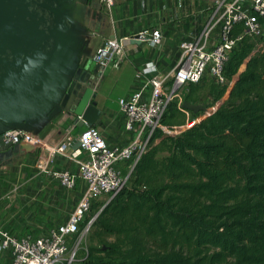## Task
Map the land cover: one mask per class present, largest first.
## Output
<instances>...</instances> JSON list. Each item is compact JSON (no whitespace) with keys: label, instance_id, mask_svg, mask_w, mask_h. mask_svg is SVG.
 I'll return each mask as SVG.
<instances>
[{"label":"trees","instance_id":"trees-1","mask_svg":"<svg viewBox=\"0 0 264 264\" xmlns=\"http://www.w3.org/2000/svg\"><path fill=\"white\" fill-rule=\"evenodd\" d=\"M259 21L260 37L228 55L219 104L188 111L192 124L173 135L184 108L169 103L128 174L132 188L91 203L88 212L100 206L91 223L99 247L71 264H264V16ZM195 85L185 100H194Z\"/></svg>","mask_w":264,"mask_h":264},{"label":"built area","instance_id":"built-area-1","mask_svg":"<svg viewBox=\"0 0 264 264\" xmlns=\"http://www.w3.org/2000/svg\"><path fill=\"white\" fill-rule=\"evenodd\" d=\"M117 1L98 0V3L109 10ZM263 16L264 0H211L200 32L189 40L177 42L174 65L160 71L150 62L144 63L135 72V89L116 99L122 120L121 141H110L97 126L81 127L76 134L75 148H71L69 138L51 146L39 136L22 130L5 131L3 135L10 144L23 142L32 146V150H44L42 165L56 154H65L75 163L76 171L55 169L50 171V177L66 190H73L76 181L80 183V190L64 218L41 234L12 235L0 229V250L8 251V264H71L76 259L81 237L95 217L86 219L92 201L98 199L105 204L125 186L128 174L123 176L118 165L127 162L130 173L159 126L167 105L174 102L182 107V102H175L176 98L186 93L191 84L198 83L204 73L218 84L225 83L223 68L230 51L244 38L255 41L260 37L259 19ZM124 39L113 35L102 42L96 52L100 65L118 66L124 54ZM135 39L153 46L160 43L161 35L157 29L149 33L138 31ZM93 83L94 80L90 85L92 90ZM81 153L85 155L84 160L78 159Z\"/></svg>","mask_w":264,"mask_h":264},{"label":"crops","instance_id":"crops-1","mask_svg":"<svg viewBox=\"0 0 264 264\" xmlns=\"http://www.w3.org/2000/svg\"><path fill=\"white\" fill-rule=\"evenodd\" d=\"M210 4L211 0H119L106 10L98 3V0L96 4L83 3L89 10L86 29L89 32L88 38L99 39L95 51L108 37L113 35L125 37L122 41L124 54L118 66L103 65L98 79L103 75L104 80L108 76H114L111 93L118 88L114 96L116 99L125 97L135 89V72L144 63L150 62L160 71L171 68L178 56L177 42L180 39L189 40L200 32ZM101 7L105 9L104 13ZM152 29H157L161 35L159 44L152 46L135 39L136 32L149 33ZM98 79L94 78L93 83V100L100 110L101 124L97 127L110 141H121L123 139L122 120L116 102L109 106L95 98ZM73 119L74 116L65 117L61 111L59 115L43 121L36 127L35 134H41L38 136L51 146L69 138L71 148H75L78 130L73 125ZM45 156L44 150L30 149L14 156L0 167V229L12 235L23 233L38 235L45 229L43 208L47 207L48 211L54 212L60 209L61 203L65 204L66 211L71 206L74 195L72 192L70 195L69 190H64L56 180L52 179L50 171L67 169L75 172V163L65 154H56L49 163L42 165ZM84 158L83 153L78 156L79 160ZM13 168H24L29 173L25 175L27 179L22 183L10 185L9 188L7 187L9 186L7 171ZM33 170L35 172H32ZM40 173L42 175H39ZM33 177L36 179L34 184L29 182ZM25 197L34 200L35 204L32 201L31 204L34 205V209L39 208L38 214L41 217H28L27 213L21 214L25 207L21 206L19 200ZM8 262V251L0 250V264H8Z\"/></svg>","mask_w":264,"mask_h":264},{"label":"water","instance_id":"water-1","mask_svg":"<svg viewBox=\"0 0 264 264\" xmlns=\"http://www.w3.org/2000/svg\"><path fill=\"white\" fill-rule=\"evenodd\" d=\"M88 14L79 0H0V167L32 148L6 142L7 130L36 135L58 110L78 128L101 124L90 85L103 66L80 52Z\"/></svg>","mask_w":264,"mask_h":264},{"label":"rangeland","instance_id":"rangeland-1","mask_svg":"<svg viewBox=\"0 0 264 264\" xmlns=\"http://www.w3.org/2000/svg\"><path fill=\"white\" fill-rule=\"evenodd\" d=\"M81 1V3H84V4H96V0H79ZM101 11L104 13L105 12V9L103 7H101ZM101 32V31H100ZM98 41L99 39L98 38H85L82 43H81V49H80V52L81 54H84L85 56L87 57H90L91 54H94L95 52V47L98 45ZM100 46V45H99ZM113 78L114 76L112 77H107L105 80H104V75L98 79V77H95V80L98 79V82L96 83L97 84V91H96V95H95V98H98L100 99V101L102 103H105L109 106H112V103L115 101L116 102V99L114 96H116V91L118 88H116L112 93H111V90H112V84H113ZM221 87V84H218L216 83L213 79H210L209 77H207L205 75V73L203 74L202 78L200 79V81L198 83H196L193 91H192V95L194 97V100L193 101H188L190 104H193V105H196L198 107H200L199 109L197 110H200V112H202V109L204 110H207L209 108H212L216 105L219 104V102L224 98L225 95H223L222 98L220 99H216L215 98V92ZM184 96H185V93H181L179 95L178 98H176L175 102L176 103H180V102H183L185 99H184ZM188 111H192V110H187V109H184V112H183V115L182 116H179L177 118H175L176 122L177 121H180L182 119L183 120V127L182 128H179L177 129L176 131H170L171 134H176L179 132V130H182L184 129L186 126H189L192 124V122L190 121V119H192V115L190 114V112ZM195 112V111H193ZM60 114V110H58L56 112V116ZM173 127H177L178 125H172ZM27 128H30V127H27ZM78 131L80 130V128H76ZM39 136H41V134H38ZM37 135V136H38ZM166 155L165 152H158L156 153L155 157L156 158H160L162 156ZM119 167V170H120V173L123 175V176H126L128 173V166H127V162H122L118 165ZM35 171L36 168L34 167ZM34 170L32 172H35ZM29 172L26 171L24 168H21V169H9L7 171V184L10 188V185H13V184H18V183H22L25 179V175L28 174ZM39 175H42V173H40ZM128 177V175H127ZM35 177H33L31 179V181H29L30 183H33L35 182ZM77 183L79 181H76ZM76 183V187L73 189V190H69L70 192V195H76V193L80 190V183L77 184ZM125 188L127 189H131L132 188V182L130 179H126L125 181ZM64 189V188H63ZM66 190V189H64ZM72 192V194H71ZM18 193V191H17ZM46 198V197H45ZM104 200H106V198H104ZM31 201L33 204L34 203V200H31L29 198H20L19 200V203L21 204V206H24L25 208H23V210L21 211V214L23 213H27L28 217H41L39 216L38 213H40V210L39 208H35L34 209V205L31 204ZM93 202H99V200L97 199V201H92V207L94 206V203ZM73 203V202H72ZM102 205V204H101ZM65 204L61 203L60 205V209L58 211H48L47 210V207L43 208V212H42V215H43V218H44V228H47L49 226H52L58 222H60L65 214H66V209H65ZM98 207H95L91 210V212H88L87 213V216H86V219H89L91 218L93 215H95L98 211ZM55 218V220H54ZM97 231V228L91 224V226L86 230V232L83 234V236L81 237L80 239V242L78 244V248L76 250V258L77 259H80L84 256V251H87L89 248H97L99 247V238L96 237L95 235V232ZM103 240H105L106 242H111L114 240V237L112 235H103L102 238Z\"/></svg>","mask_w":264,"mask_h":264},{"label":"flooded vegetation","instance_id":"flooded-vegetation-1","mask_svg":"<svg viewBox=\"0 0 264 264\" xmlns=\"http://www.w3.org/2000/svg\"><path fill=\"white\" fill-rule=\"evenodd\" d=\"M97 18H99V17H97ZM96 52H97V49H96L95 53H94L92 56H95V55H96ZM69 117H70V116H69Z\"/></svg>","mask_w":264,"mask_h":264}]
</instances>
